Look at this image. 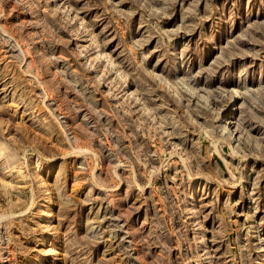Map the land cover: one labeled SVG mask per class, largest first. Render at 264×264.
<instances>
[{"label": "rangeland", "instance_id": "rangeland-1", "mask_svg": "<svg viewBox=\"0 0 264 264\" xmlns=\"http://www.w3.org/2000/svg\"><path fill=\"white\" fill-rule=\"evenodd\" d=\"M0 264H264V0H0Z\"/></svg>", "mask_w": 264, "mask_h": 264}]
</instances>
